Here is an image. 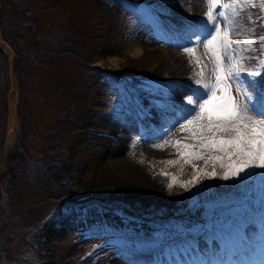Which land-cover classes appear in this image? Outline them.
Masks as SVG:
<instances>
[{
	"label": "rangeland",
	"instance_id": "374dc122",
	"mask_svg": "<svg viewBox=\"0 0 264 264\" xmlns=\"http://www.w3.org/2000/svg\"><path fill=\"white\" fill-rule=\"evenodd\" d=\"M1 1L0 172L21 130L28 164L35 162L25 169L23 182L12 185L14 193L0 186V224L15 236L0 242V264H112L113 259L131 257L130 247L168 238L175 239L174 246H165L160 258H149L148 264H208L210 259L254 264L264 258V169L225 180L228 155L202 147L204 137L175 131L183 120L173 126L172 102L184 101L201 70L206 77V58L199 43L191 44L195 37L188 31L207 13L204 0H60L53 9L49 3L55 0ZM197 1L198 16L191 21L188 12ZM222 4L229 5L223 9L226 20L219 19L224 22L221 31L232 41L233 62L258 55L264 42L255 37L264 35V2ZM72 27L75 34L69 32ZM174 33L182 42L173 47L190 82L177 98L173 92L180 87L155 70L159 63L168 68L163 53L169 45L162 39ZM134 43L141 49L137 56L129 53ZM185 47H194L195 54ZM115 58L117 68L110 61ZM256 64L249 60L244 71L257 70ZM66 90L70 95L61 100L58 94L66 95ZM253 95L255 100L258 94ZM101 103L110 105L109 115L87 117L85 110ZM70 104L77 105L79 122L62 118L74 117ZM228 134L224 137L235 135ZM117 148L124 160L143 171L146 181L130 197L121 190L125 176L105 183L110 179L106 163ZM217 156L222 160L212 159ZM7 207L13 219L18 217L14 207H44L45 214L29 233L27 227L16 230ZM248 219L260 224L257 243L240 241ZM198 232L202 240L193 241Z\"/></svg>",
	"mask_w": 264,
	"mask_h": 264
},
{
	"label": "snow or ice",
	"instance_id": "6c2138e0",
	"mask_svg": "<svg viewBox=\"0 0 264 264\" xmlns=\"http://www.w3.org/2000/svg\"><path fill=\"white\" fill-rule=\"evenodd\" d=\"M204 2L209 6L207 13L198 25L189 26L188 31L195 37L191 40V44L195 46L199 43L207 53L211 54L214 80L209 77L205 81L203 70L197 73L199 78L192 81L194 87L189 90L190 94L184 101L179 105L172 102L171 107L175 116L173 126L176 121L183 120L184 125L195 126L202 131L213 133L211 137L201 139V146L211 147L228 155L230 163L223 179L244 178L253 169H264V60L260 59L264 57V43L259 44L258 55L241 56L233 62L234 57L230 51L232 41L228 39L226 31H221V24L224 22L219 19L225 17L226 20L223 9L229 5L222 4V0H204ZM243 2L250 3L251 0H243ZM230 3L234 6L240 3V0H230ZM255 39L264 42V35ZM248 47H251V43ZM183 50L195 54L194 47H185ZM249 60L257 61L255 65L257 70L244 71V68L248 67ZM232 84L236 85L235 95L231 90ZM253 93L258 94L255 100ZM181 130H184L183 125ZM227 130H231L235 135L227 138L215 135L216 131ZM180 143V141L175 142L177 145ZM183 146L192 147L188 144ZM180 155L183 157L195 155L198 159L203 158L201 153L181 152ZM234 156H239V161L233 160ZM212 159L222 160V157L217 156ZM185 162H188L187 159ZM211 175L214 176L215 172ZM208 264H216V262L209 261ZM219 264H231V262L220 261Z\"/></svg>",
	"mask_w": 264,
	"mask_h": 264
},
{
	"label": "bare ground",
	"instance_id": "6f19581e",
	"mask_svg": "<svg viewBox=\"0 0 264 264\" xmlns=\"http://www.w3.org/2000/svg\"><path fill=\"white\" fill-rule=\"evenodd\" d=\"M198 4H199V1H197V3L195 4L196 5L195 10L192 11L190 9L191 11L189 10V12H188V14H189L188 15V17H189L188 19L191 20V21L197 19V16H198L197 12L200 9ZM178 30L176 28V32ZM176 34L177 33H174V35H172V37H170V38H167V39L164 38V40L162 39V43L169 45V48L167 50H165L164 53L163 52L162 53H163V55H164V57L166 59H169V62L170 63L169 62L168 63H169L170 66L168 65V68H166V67H164V64L163 63L162 64L159 63V65H157V68L155 70H157L156 72H158L159 74L161 73V75L165 79L170 80L171 83H173L175 86H179L180 87V88L177 89L178 91L175 90L173 92L174 96H176V98H177V95H178L179 90L186 88V86L190 82H188L189 79H188V77H187V75L185 73L186 68L183 67V62H182L183 58H181L182 56L178 55L179 54V50L178 49H175L173 47V46L179 45L180 42H182V41H180V37L179 36L176 37ZM128 48L130 50L129 53L132 56H137L138 54L141 53V49H140L139 45L136 44V43H134L132 46H130ZM198 48H200L201 49V52H203L204 55H202V56H204L206 58V66H205L206 67V70H205L206 71L205 72L206 73V77L207 78L211 77L214 80V76L212 74L213 61H212L211 54L210 53H207L206 50H205V48L201 44H199V47ZM171 59H173L174 61L171 62ZM110 61H112L113 67L114 66H116L115 68L118 67L117 66V64L119 62L118 59H116V58L115 59H112V60L110 59ZM231 87L233 88L232 89L233 90L232 91L233 92V95H235L236 94L235 84H232ZM193 115H195V114H193ZM182 125L184 126V130H181V126ZM126 130H128V128L127 129H123V131H122L123 132L122 133L123 136L120 135L121 136V137H119L120 139L125 138V136H126L125 135V131ZM175 131H177L178 133H182L181 135H183V136H188V138H190V137L191 138L192 137H195L196 138V136H198L199 139H200V137H205V136H207V137L209 136L210 137L211 135H213V133L208 132L207 130H203L202 131V130L198 129L195 126L189 127L188 125H184V122L183 123H180L178 125V127L175 128ZM217 132H219V133H217ZM228 132H231L232 133L231 130H227V131H216L215 132V135L217 134V135H219V137H221V136L224 137V136H228L229 135ZM117 137L118 136H116V137L114 136L113 138L116 139ZM113 138H111V139H113ZM155 150H157V149H155ZM159 150H162V149H159ZM165 152L166 151H159V152L156 151V153L157 154H160V155L165 154ZM110 154H111L110 155V160H108L107 163H106V166L109 168V171H110L109 172V175H108V177H110V179L106 180L105 183L106 182L107 183L108 182L111 183V181H114L115 179L116 180H120V179H122L121 176H125L126 177L125 178L126 181L121 182L122 187H124L121 190L124 191L125 194L128 195V197H130L131 195H133V193L135 191L139 190L141 187L144 188L146 186V181H145L144 176H143L144 175L143 174V171L140 168L137 169V167L132 166L131 164H129V162H127L126 160H124L120 156L121 155L120 154V148L113 149ZM58 221L59 220L57 219L55 222H58ZM259 225L260 224L254 223V221H251V219H248L246 221V224H244V226H242V228L244 229V234L246 235V237H245V235H242V236H244L246 239L245 238L243 240L240 239V241L247 242V239H248L249 241H254L255 243H257L260 240V236H259V232H258V230L260 231V226ZM263 228H264V226H263ZM62 229H66V225H62ZM260 234L262 236V233H260ZM202 237H203L202 234H200L198 232V233H195L191 237V239L193 241L198 242V241H201L202 240ZM174 242H175V239L174 238H168L167 240H164V241H157V240L156 241H147V242L143 243L142 245L138 246L137 248H133L132 247V250L130 249L131 247L129 246L130 248H128V249L131 251L130 252L131 253V257H125L124 260H122V261H120L119 258H118L119 260L112 258L113 259L112 264H141V263L142 264H144V263L146 264L147 262H149V260H148L149 258H151V259H154V257L155 258H160V255H161L163 249L165 248V246H167V247L168 246H170V247L171 246H174V245H172V243H174ZM120 250H122V249H120ZM167 250H169V249H167ZM234 251H235V249H234ZM122 257H124V256H122ZM210 260L212 261L213 259H210ZM110 261H111V259H110ZM259 261H262V264H264V258L261 259V260H259ZM259 261H258V263H257V261L256 262L254 261V264H261V262H259ZM244 264H247V263L244 262Z\"/></svg>",
	"mask_w": 264,
	"mask_h": 264
},
{
	"label": "trees",
	"instance_id": "16d2710c",
	"mask_svg": "<svg viewBox=\"0 0 264 264\" xmlns=\"http://www.w3.org/2000/svg\"><path fill=\"white\" fill-rule=\"evenodd\" d=\"M55 1H56L55 3H51V2L49 3L51 5V9H53L54 7L57 8V6L60 5L63 2V1H60V0H55ZM71 1H74V2H72L73 4H75V3L79 4L83 0H71ZM71 1H68L67 4L68 5L71 4ZM0 4H2L1 0H0ZM70 13L71 12L64 13V18L66 19L67 16ZM73 23H74V21H73ZM76 31H77V28L76 27H72L71 31H69V32H71V34H75ZM63 40H65V39L63 38ZM11 45H13V43H11ZM18 52L21 53L22 50L20 49ZM67 92H68V94H66V95L58 94L60 97H62L61 100L64 99L63 97H66V96L70 95V91H67ZM46 96H45L46 97L45 99L46 100L48 99L50 101L49 96L48 95H46ZM99 96H100V94H99ZM99 96H98V98H100ZM56 99L59 100V97H57ZM50 105H51V103H50ZM54 105L55 106H59L60 102H54L53 106ZM68 110L74 116V112H76V110H77V105L73 104V106H72L70 104ZM109 113H110V105L107 104V103H104V105L101 103V106H99L98 108H93V109L90 108L89 111L85 110V114L87 115V117L91 114L93 117L96 116L98 118V116H99V119L102 118V117L104 118L105 116L109 115ZM61 116H62L63 119L72 120V122H74V121L75 122H79V120H80V119H77L76 116H74L72 118V116H70V114L69 115H65V114L63 115L62 114ZM84 121H86L85 118H84ZM73 124L77 125V123H73ZM23 136H25V133H24V130H21V132L17 136V139H16L17 142H15V145L12 147V149L11 150L9 149L8 153H6V155H5L6 163H4V168L0 172V186L3 188V184H5L4 190H6L8 192H12V193H14L13 189H12V185L15 184L16 186H18L19 184H21V182H23L22 181L23 180L22 177L27 172L25 169H27V166H28L30 168V170H31V167L32 168L34 167V162H35V160H34L30 164L31 167L29 166V164H28L29 160H27V156H28L27 152H28V150H26L27 148L24 145ZM32 159H34V154L32 155ZM7 184H8V186H6ZM0 195H1V193H0ZM11 209L12 208H8V210L10 212H6V214L9 215V216H10V214L12 216ZM13 210L14 211L16 210V213L18 214L17 215L18 217L13 219L10 216L9 220L15 225L14 227L16 228V230L17 229H21L22 227H24V228L27 227L26 232H29V233L32 232V229H33L34 226L38 225L39 222L41 220H43L44 214H45L44 207L37 208L36 210L34 208L29 209L28 207H26L25 211L23 210V208L17 210L16 207H14ZM24 212H25V215H24ZM3 227H4L3 224H0V242L4 241V243H6V241L8 239L11 241L12 237H15V236H14V234L12 232H9L8 230H5Z\"/></svg>",
	"mask_w": 264,
	"mask_h": 264
}]
</instances>
